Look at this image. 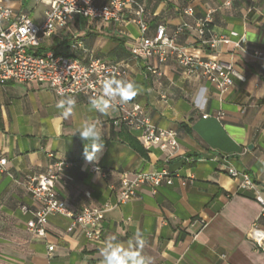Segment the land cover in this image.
I'll use <instances>...</instances> for the list:
<instances>
[{
    "label": "crops",
    "instance_id": "obj_1",
    "mask_svg": "<svg viewBox=\"0 0 264 264\" xmlns=\"http://www.w3.org/2000/svg\"><path fill=\"white\" fill-rule=\"evenodd\" d=\"M136 1L144 7L149 36L158 25L173 34L178 26H195L209 16L212 32L233 43L213 49L188 30L179 43L198 58L233 63L244 79L235 78L220 94L200 73L185 75L176 60L161 65V75L148 71L145 60L130 51L140 38L135 6L120 24L76 18L57 32L42 46H59L83 61L96 57L125 64L128 74L118 79L135 82L139 89L130 101L140 104L157 126L176 130L180 150L167 162V150L149 147L138 132L115 126L119 109L90 111L87 96H77L73 114L65 118L56 107L63 97L46 84L0 82V157L8 159L7 170L0 172V264H102L99 249L109 240L124 246L139 242L151 264H264L261 205L227 174L234 167L264 188V68L252 56L264 48V0ZM6 5L36 23L44 21L42 0H6ZM38 7L43 10L36 18ZM188 7L193 14L185 12ZM119 40H125L127 54L111 52ZM152 62L159 65L155 58ZM85 123H95L101 132L102 147L92 160L86 159V142L77 132ZM49 154L67 162L56 184L61 199L75 208L114 206L102 224V241L89 240L81 227L68 232L70 220L60 215L49 218L43 239H33L27 230L32 215L20 207L32 206L30 177L55 161ZM183 155L195 160L186 163ZM94 165L100 171H93ZM164 168L174 176L172 185L156 193L144 186L135 199L117 204L125 174ZM256 230L260 243L252 237Z\"/></svg>",
    "mask_w": 264,
    "mask_h": 264
},
{
    "label": "built area",
    "instance_id": "obj_2",
    "mask_svg": "<svg viewBox=\"0 0 264 264\" xmlns=\"http://www.w3.org/2000/svg\"><path fill=\"white\" fill-rule=\"evenodd\" d=\"M42 2L47 7L45 18L42 23H36L29 14L16 12L6 5V0H0V82L46 84L57 97H62L60 92L74 99L79 95L87 97L98 95L102 91L101 84L106 77L121 78L128 74L125 64L96 57L83 61L70 54H56L53 51L39 53V49L76 18L83 17L90 21L117 25L126 20V12L132 6H135L133 21L139 27L140 38L131 45L130 51L134 58L145 60L148 71L161 75L160 66L176 60L185 75L200 73L220 94L230 90L235 78L244 79L233 63L223 62L215 57L198 58L179 43L180 35L187 30L196 32L199 38L213 49L220 44L233 43L230 37L212 32L209 16L198 20L195 26L189 24L178 26L173 34L168 33L165 25H158L155 34L149 36V25L144 19V7L136 0H42ZM185 12L193 14V8L188 7ZM207 34H210L208 38H206ZM235 46L240 48L241 42H236ZM252 56L264 68V48L254 50ZM154 58L159 63L158 66L153 64ZM112 104L121 113L120 117L114 120L115 126L138 132L149 147L158 145L167 150V162L177 156L180 144L176 130L157 126L143 107L136 102L121 103L119 98H116ZM203 117L207 118L209 114ZM221 117L222 112H219L217 118ZM49 156L52 159L56 158L54 154ZM182 159L186 163L195 160L194 157L187 155H183ZM7 164L8 159L0 157L1 173L7 170ZM66 165L67 162L64 160L55 159L43 174L30 177L31 183L28 189L33 204L20 207L24 214L32 215L26 223L27 230L33 239H43L47 236L49 218L60 215L70 220L68 232L81 227L89 240L102 241L104 236L102 224L107 213L114 206L106 203L102 206L75 208L61 199L56 191V184ZM92 169L95 172L100 171L98 165H94ZM227 174L239 180L240 190L253 193L256 201L261 205V215L264 216V188H261L248 173L240 172L234 167H229ZM173 177L172 172L165 168L135 172L131 176L125 174L121 178L122 188L117 204L122 205L135 199L144 186L156 193L162 185H172ZM187 182L188 180H182L183 185ZM201 223L206 226L203 220ZM256 231L260 232V230ZM254 232L252 237L259 241L257 238H261V233ZM48 249L52 252L55 245H49Z\"/></svg>",
    "mask_w": 264,
    "mask_h": 264
},
{
    "label": "clouds",
    "instance_id": "obj_3",
    "mask_svg": "<svg viewBox=\"0 0 264 264\" xmlns=\"http://www.w3.org/2000/svg\"><path fill=\"white\" fill-rule=\"evenodd\" d=\"M102 91L98 95L89 97V110L100 114H108L113 107L112 101L119 98L121 103L130 101L137 95L138 85L135 82L118 79L115 76L106 77L101 84ZM57 101L56 107L62 110V115L67 118L73 114L76 107V100L71 96H64ZM79 135L85 141L84 153L87 160H92L96 153L102 147L100 143L101 132L95 123H85L78 130ZM90 143H87L89 142ZM91 144V148L89 145ZM138 236L139 233L137 232ZM102 257V264H151L150 258L141 254L139 242L134 244L132 241L124 246L120 243H114L111 240L106 241L99 249Z\"/></svg>",
    "mask_w": 264,
    "mask_h": 264
},
{
    "label": "trees",
    "instance_id": "obj_4",
    "mask_svg": "<svg viewBox=\"0 0 264 264\" xmlns=\"http://www.w3.org/2000/svg\"><path fill=\"white\" fill-rule=\"evenodd\" d=\"M119 42H120L119 45H117L111 52L112 53H117L119 55H120V53L127 54V50L124 47L125 40H119ZM48 51H54L56 54H60L61 53V54L68 55L67 53L60 52L59 51V46H55V47L53 45H51L49 47L42 46L39 49V53H44V52H48ZM134 146L136 147V145H134ZM136 148L141 151V149L138 146Z\"/></svg>",
    "mask_w": 264,
    "mask_h": 264
},
{
    "label": "rangeland",
    "instance_id": "obj_5",
    "mask_svg": "<svg viewBox=\"0 0 264 264\" xmlns=\"http://www.w3.org/2000/svg\"><path fill=\"white\" fill-rule=\"evenodd\" d=\"M42 7H38V10L35 12V14H34V16L37 18V17H39V16H41L42 15ZM81 19L83 20V21H85L86 19L85 18H83V17H81ZM72 23V22H71ZM70 23V24H71Z\"/></svg>",
    "mask_w": 264,
    "mask_h": 264
}]
</instances>
